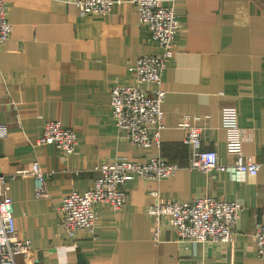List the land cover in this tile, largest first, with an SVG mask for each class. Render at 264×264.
<instances>
[{"label":"crops","instance_id":"1","mask_svg":"<svg viewBox=\"0 0 264 264\" xmlns=\"http://www.w3.org/2000/svg\"><path fill=\"white\" fill-rule=\"evenodd\" d=\"M120 1L104 16L82 14L66 0H5L13 33L0 48V169L11 186L17 236L32 246L16 264H264L254 236L264 224V0L176 1L180 30L162 75L160 147L133 145L112 117L111 88L156 89L129 68L163 52L136 5ZM229 107L237 111L244 155L261 165L256 176L237 174L228 153L222 115ZM50 120L76 132L72 154L38 144ZM188 126L201 129L202 149L216 151L225 170L190 168ZM152 157L180 169L161 180L128 181L121 211L97 205L95 239L68 237L57 210L63 197L92 188L102 162ZM34 162L53 172L47 197L21 174ZM154 192L167 202L210 196L241 203L233 242H180L165 224L157 244L147 213Z\"/></svg>","mask_w":264,"mask_h":264},{"label":"built area","instance_id":"2","mask_svg":"<svg viewBox=\"0 0 264 264\" xmlns=\"http://www.w3.org/2000/svg\"><path fill=\"white\" fill-rule=\"evenodd\" d=\"M139 10L142 24L148 27L153 41L163 52L160 55H144L135 66L129 68L137 82L156 85L154 90H146L136 85L111 88V111L117 127L127 133L129 141L138 147H160L161 132L164 129L163 103L166 91L162 87V75L166 64L174 56V39L180 30L174 5L177 0H130ZM77 5L82 14L108 15L115 2L120 0H66ZM166 3V4H165ZM5 0H0V48L10 39L13 31L6 13ZM187 119V117H186ZM223 126L228 134V153L235 159V169L240 176L257 175L261 165L246 157L242 149V134L235 108L223 110ZM184 141L190 149L189 165L191 169L208 173L213 169L225 170L219 163L214 150L202 149L201 129L188 126ZM0 132L6 134L5 126ZM53 143L67 154H72L78 144L74 130L55 120L47 121L43 127L38 144ZM100 176L85 193L74 192L62 198L57 210L60 222L70 239L81 237L95 239L99 220L97 205L104 204L115 211H121L127 203L125 185L135 177L145 180H161L174 175L180 166L169 163L160 157L141 162L129 159L105 161L96 166ZM34 179L38 197H47L45 181L53 172H43L39 162H34L31 170L21 172ZM8 177L0 169V264H16V257L29 256L31 241L17 236L14 217V203L9 195ZM154 202L147 207V213L153 220V240L162 241L165 224L177 234L180 242L231 243L234 240L233 228H236L244 207L239 202H227L210 196H202L190 201H165L159 192L152 193ZM264 216V207L262 209ZM255 240L258 253L264 262V224H257Z\"/></svg>","mask_w":264,"mask_h":264}]
</instances>
